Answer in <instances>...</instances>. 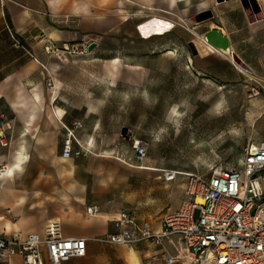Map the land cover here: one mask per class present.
Listing matches in <instances>:
<instances>
[{"label":"crops","instance_id":"0c3cea01","mask_svg":"<svg viewBox=\"0 0 264 264\" xmlns=\"http://www.w3.org/2000/svg\"><path fill=\"white\" fill-rule=\"evenodd\" d=\"M210 2L0 0V141L7 142L0 143V165L8 168L0 171V235L36 233L44 238L48 222L57 223L61 237L86 240L85 256L63 264H166L167 257L183 254L176 235L161 244L141 241L131 246L94 240L115 231L113 220L122 211L163 231L164 216L186 198L188 171L137 161L129 144L104 150L93 121L85 119L96 115L100 104L89 102L77 109L73 103L56 101V93L47 104L41 81L54 70L45 52L49 44L60 49L64 44L83 47L108 36L154 35L167 27L164 20L182 16L189 4ZM12 35L20 47H14ZM74 119L83 121L77 136L91 152L65 160L60 157L62 124ZM163 170L180 174L165 182ZM88 207H97L98 214L88 215ZM185 263L182 259L173 264ZM0 264L23 261L13 256Z\"/></svg>","mask_w":264,"mask_h":264},{"label":"rangeland","instance_id":"374dc122","mask_svg":"<svg viewBox=\"0 0 264 264\" xmlns=\"http://www.w3.org/2000/svg\"><path fill=\"white\" fill-rule=\"evenodd\" d=\"M164 22L154 35L108 36L91 50L69 45L47 53L54 65L41 81L47 104L53 93L77 109L99 103L85 119L104 150L140 138L148 143L144 160L163 167L207 175L238 165L246 145L264 142V0L189 4ZM212 29L229 37L243 64L206 46Z\"/></svg>","mask_w":264,"mask_h":264},{"label":"built area","instance_id":"2783aa9c","mask_svg":"<svg viewBox=\"0 0 264 264\" xmlns=\"http://www.w3.org/2000/svg\"><path fill=\"white\" fill-rule=\"evenodd\" d=\"M13 45L20 41L12 35ZM63 50H69L64 44ZM59 51L54 45L45 46L46 53ZM53 88V83L48 82ZM84 128L80 119L62 124L64 137L62 159L78 158L91 152L88 144H80L77 131ZM6 145V141H0ZM77 145V147H75ZM134 158L143 162L147 141H131ZM238 165L215 166L207 175L188 172L185 176L186 198L180 207L163 218L165 229L154 231L147 221H138L122 211L114 218L115 231L94 240L131 246L149 241L161 244L166 237L176 235L183 243L185 257L193 264H264V142L250 143L243 149ZM0 167V171L5 170ZM179 171L163 170L165 182H172ZM88 215L98 214L97 207H88ZM42 248L45 249L43 252ZM86 240L65 238L58 234L57 223L48 222L45 237L36 233L0 235V260L21 257L23 264H63L71 258L84 257ZM178 253L167 257L166 264L181 262Z\"/></svg>","mask_w":264,"mask_h":264},{"label":"water","instance_id":"95a60500","mask_svg":"<svg viewBox=\"0 0 264 264\" xmlns=\"http://www.w3.org/2000/svg\"><path fill=\"white\" fill-rule=\"evenodd\" d=\"M222 1V0H219ZM244 10L250 22L254 21V17L252 16L250 10L247 8L246 4H243ZM262 15L258 18L260 19ZM200 21V20H197ZM206 42L211 45L212 47L221 50L223 52L229 53L230 52V39L228 36L223 35V33L218 29H212L206 32L205 34ZM95 46V43H91L88 47V50H91ZM232 59L236 61L238 64H243V62L232 52L231 53ZM121 136L126 138V129L121 131Z\"/></svg>","mask_w":264,"mask_h":264},{"label":"bare ground","instance_id":"6f19581e","mask_svg":"<svg viewBox=\"0 0 264 264\" xmlns=\"http://www.w3.org/2000/svg\"><path fill=\"white\" fill-rule=\"evenodd\" d=\"M204 42H205V44H206V46L210 49V50H213L214 52H216V53H220V54H224V55H228L230 58L232 57L231 56V53L233 52L231 49H230V52L229 53H226V52H223V51H221V50H218V49H216V48H214V47H212L211 45H209L207 42H206V40L204 39ZM114 62H118V60L116 59V60H114ZM205 120V119H204ZM208 120V119H207ZM206 120V121H207ZM203 125V124H202ZM211 132V131H210ZM5 170H8V168H5ZM4 170V171H5ZM6 172H8V171H6ZM2 175V174H1ZM190 264L189 262H186L185 264Z\"/></svg>","mask_w":264,"mask_h":264}]
</instances>
